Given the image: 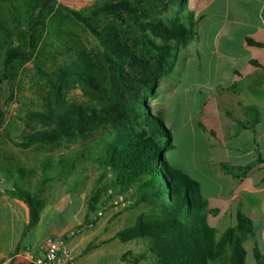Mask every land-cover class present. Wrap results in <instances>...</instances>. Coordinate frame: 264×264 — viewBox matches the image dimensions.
<instances>
[{
    "label": "trees",
    "instance_id": "trees-1",
    "mask_svg": "<svg viewBox=\"0 0 264 264\" xmlns=\"http://www.w3.org/2000/svg\"><path fill=\"white\" fill-rule=\"evenodd\" d=\"M187 3L92 0L89 7L79 9L73 2L68 5L56 0H0V83L7 85L10 101L17 98L25 90L19 74L32 62L46 88L38 109L16 118L29 130L19 141L10 136L13 122L5 125L6 105L0 102V139L27 150L69 145L106 132L97 159L101 173L87 208L95 212L113 196L132 191L135 199L124 209L148 205L131 226L107 239L127 243L139 238L147 242L146 251L121 256V261L128 264H220L224 259L227 264H245L244 243L253 234L254 223L238 209L235 224L217 238L208 216L218 211L209 208L195 180L165 160L173 138L147 101L159 79L173 71L172 51L185 48L195 37L191 23L194 16L188 10L183 13ZM172 4L177 6L176 16L164 19L163 12ZM185 19L187 25L182 22ZM76 29L94 39L96 53H86ZM61 53L70 57V70L47 65L50 58ZM74 83L88 94V102L75 104L64 99L63 87ZM77 158L67 161L60 157L54 164L48 158L42 160L34 191L30 182L36 177V169L17 168L16 174L25 180L23 187L16 176L5 193L26 205L27 229L38 222L45 206V186L74 170ZM6 167L0 165L1 183L5 171L9 173ZM51 169L54 173H46ZM91 248L94 246L88 245L86 250ZM252 251L257 264H262L257 248Z\"/></svg>",
    "mask_w": 264,
    "mask_h": 264
},
{
    "label": "rangeland",
    "instance_id": "rangeland-1",
    "mask_svg": "<svg viewBox=\"0 0 264 264\" xmlns=\"http://www.w3.org/2000/svg\"><path fill=\"white\" fill-rule=\"evenodd\" d=\"M58 3L71 5L77 3L79 0H56ZM92 0H83V3H78L81 6L79 9H85L91 5ZM210 0H191L184 6L183 13L192 11L193 15L199 13L200 9ZM177 6L169 5L167 10L163 12L162 17L172 18L177 14ZM194 19V18H193ZM186 25L187 19L182 21ZM195 37L193 42H190L185 48H179L178 52L172 51V60L174 61V69L171 73L163 75L159 81L155 93L150 92L147 101L154 113H158L165 126L170 130L172 135L173 148L168 150L164 156L170 167L181 170L187 177L195 180L198 183V188L201 196L206 200L209 207L222 206L226 200L227 194L230 192L232 182L235 183V177L241 168L251 163L256 154L250 153L248 146V139L246 135L234 136L232 131H229L225 137H220L217 129L214 111L215 105L212 101L206 99V90L200 89L197 86H191V91L186 90L190 84H198L201 76H210L213 70V56L208 54L205 41L200 33V25L193 21ZM80 40L81 47L91 56L92 53L98 51V47L94 39L87 33L76 29L74 31ZM198 38V39H197ZM195 52L197 55H195ZM70 57L66 53L56 55L54 59H49L47 65L56 67H66L70 70ZM207 72V73H206ZM19 80L22 82L24 91L12 100H9L8 87L5 83H0V102L6 112L5 125L13 122V127L10 129V136L19 141L24 133L29 130L25 128L24 124L16 118L23 115L27 111H35L38 109L43 98L46 97L45 81L37 72L36 66L30 62L26 64L20 74ZM31 91H30V89ZM64 99L69 103L82 104L90 100L83 88L77 83L64 86L62 89ZM219 107V106H217ZM218 111V109H217ZM214 127V128H213ZM209 130L214 133V138L220 142L224 152V160L218 163L221 155L212 154L208 145ZM2 132H0L1 134ZM239 134V133H238ZM106 132L101 131L90 138L79 141L69 145H59L55 147H32L27 150H22L12 146L4 139H0V165L7 166V171L2 177L3 186H10L12 179L18 182L20 187H23V178L16 174L18 167H26V169H36V177L32 178L30 182V189H36V178L41 174V162L48 158L53 164L61 157L69 161L74 160L75 168L72 171L65 172L61 177L56 178L53 182L48 184V187L55 186L56 194H62L63 197L59 200L52 194L47 193L45 197L47 202L55 201V208L60 212L71 211L72 208L77 209L79 202L76 200V191L78 197L83 201V209L88 214V197L95 186V181L101 173V167L97 164L98 155L105 142ZM167 142L164 139L163 144ZM257 156V155H256ZM264 156V153L262 154ZM221 168H220V167ZM227 169V172L225 169ZM229 168H232L230 170ZM46 173L51 175L54 173L53 169L47 170ZM78 174L80 177H78ZM231 176H227V175ZM28 181V180H26ZM50 194V195H48ZM129 203L135 199V192L126 194ZM225 204V203H224ZM97 210V207H96ZM95 210V211H96ZM148 205L141 203L131 209H121L119 212H113L110 209L104 211L102 217L95 221L104 220L105 223L100 227L97 225L95 232L89 236V230L84 229L80 235L78 234L76 240L81 239L82 246L92 245L95 249L88 250L94 253L95 258L93 264H128L121 261V256L125 252L131 254H140L146 251L147 242L143 239H135L127 243H122L119 240H110L115 232L131 226L139 212H146ZM95 212H89V218L94 216ZM44 217L43 223H47L48 228L45 232H59L66 228L67 223L62 218L51 220ZM73 222V221H72ZM208 222L213 226L217 232L216 236L219 238L225 229L235 224V219L231 215L230 210L223 209L222 213H217L215 216H208ZM71 223V222H70ZM69 228L75 226V222L69 224ZM95 226L91 228L94 231ZM92 233V232H91ZM91 235V234H90ZM87 245V246H88ZM258 246L260 249L258 253L262 256V264H264V245L263 238L260 232V227L255 226L253 234L250 235L244 243L246 251L245 264H257L254 258L253 248ZM83 257L80 264L85 261ZM88 257V256H87ZM220 264H227L224 259Z\"/></svg>",
    "mask_w": 264,
    "mask_h": 264
},
{
    "label": "crops",
    "instance_id": "crops-1",
    "mask_svg": "<svg viewBox=\"0 0 264 264\" xmlns=\"http://www.w3.org/2000/svg\"><path fill=\"white\" fill-rule=\"evenodd\" d=\"M78 3H83V0L74 4L77 6ZM193 16L194 22L200 25L201 35L208 42L206 49L213 56L214 67L210 76H201L198 84H190L186 90L191 91V86L206 90V99L212 101L216 108L213 114L220 137H225L229 131H232L233 138L246 135L250 153L257 155L248 164L251 167L247 171L238 173L236 177L232 175L236 181L232 182L225 204L209 208L216 209L217 213L226 208L234 219L240 209L254 223V227H260L264 245V162H256L258 158L264 159V0H210ZM209 135V152L221 155L218 163H222L227 152L221 149L222 145L214 138L212 130H209ZM9 189L11 187L0 182V264H29L17 254L28 249L40 255L41 247L50 238L65 239L76 255V264H80L84 256L83 264H93L94 253L86 250L89 243L82 246L81 239H75L78 234L71 235L88 219L83 201L75 190L79 207L60 212L54 207L55 201L47 202L45 197L50 193L59 200L67 191L56 194L55 186L46 185L42 195L46 203L39 220L27 229V207L21 200L6 194ZM45 216L50 218L49 223L62 218L68 226L59 232H45L48 228L47 223H43ZM104 220L95 223L94 231L88 229L89 236L95 232L97 225L100 227L105 223ZM72 221L75 226L69 228Z\"/></svg>",
    "mask_w": 264,
    "mask_h": 264
},
{
    "label": "built area",
    "instance_id": "built-area-1",
    "mask_svg": "<svg viewBox=\"0 0 264 264\" xmlns=\"http://www.w3.org/2000/svg\"><path fill=\"white\" fill-rule=\"evenodd\" d=\"M129 204L126 194H118L112 197V199L102 207L97 208L92 218H89V222L74 229L71 235L80 234L84 229H91L93 222L102 217L105 210L110 209L113 212H118ZM24 258L29 264H76V255L67 246L65 239L63 238H50L41 247L40 255L30 252L28 249H24L17 254Z\"/></svg>",
    "mask_w": 264,
    "mask_h": 264
}]
</instances>
